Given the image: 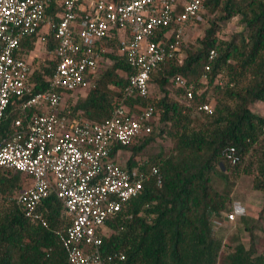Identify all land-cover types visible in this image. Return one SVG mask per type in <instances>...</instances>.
I'll use <instances>...</instances> for the list:
<instances>
[{
    "label": "trees",
    "instance_id": "trees-1",
    "mask_svg": "<svg viewBox=\"0 0 264 264\" xmlns=\"http://www.w3.org/2000/svg\"><path fill=\"white\" fill-rule=\"evenodd\" d=\"M202 1L207 23L202 36L182 49L180 63L166 59L150 74L155 95L124 96L132 70L118 53L115 33L96 44L103 49L100 77L85 97L73 104L68 99L61 110L92 122L107 119L117 100L131 113L147 105L156 111L148 136L112 153L115 156L120 149L127 154L122 165L127 170L147 171L155 165L161 176L159 183L155 178L146 181L101 229V252L124 250L121 264H263V254L257 252L258 227L249 219L243 224L248 245L237 243L223 251L224 232L214 221L225 220L234 199L218 191L214 179L249 178L250 189L261 194L257 219L264 215V115L253 109L264 103V0ZM60 3L53 1L46 14L57 17ZM235 18L241 29L218 37ZM47 43L50 49L55 45L51 34ZM211 50L215 57L209 61ZM207 64L210 69L205 71ZM53 65L30 69L33 93L47 88ZM175 75L183 76L200 94L184 100V90L172 81ZM202 102L212 105V113L198 109ZM15 113L10 104L0 124V144L12 131ZM157 139H168L170 147L149 153L148 146ZM227 148L235 149L239 157L235 164L223 156ZM27 178L0 168V192L21 191ZM5 202L8 208L0 215V264H69L55 233L68 225V219L55 195L41 204L46 226L26 217L14 202Z\"/></svg>",
    "mask_w": 264,
    "mask_h": 264
},
{
    "label": "built area",
    "instance_id": "built-area-1",
    "mask_svg": "<svg viewBox=\"0 0 264 264\" xmlns=\"http://www.w3.org/2000/svg\"><path fill=\"white\" fill-rule=\"evenodd\" d=\"M53 1L0 0V124L10 104L16 112L12 131L0 144V168L19 171L30 180L17 193L0 192V203L14 202L26 217L46 226L41 204L55 195L68 219V225L55 232L68 263L121 264L124 250L101 252V229L146 181L155 178L159 183L161 176L155 165L147 171L127 170L120 164L121 150L112 153L148 136L156 111L147 105L131 113L117 100L107 119L92 122L61 113L64 94L95 84L103 51L96 44L116 33L118 53L132 70L123 94L147 98L150 74L158 64L182 61L185 32L202 21L203 1L61 0L60 14L52 17L45 11ZM49 34L55 41L54 65L47 88L33 93L30 65L18 53L25 38L37 35L46 44ZM214 57L211 50L208 60ZM209 69L207 64L205 71ZM172 81L184 90L186 101L200 94L181 75ZM198 109L210 114L213 107L202 102ZM223 156L232 164L239 159L234 148ZM244 214L245 208L233 203L225 220ZM214 224L221 226L222 221Z\"/></svg>",
    "mask_w": 264,
    "mask_h": 264
},
{
    "label": "rangeland",
    "instance_id": "rangeland-1",
    "mask_svg": "<svg viewBox=\"0 0 264 264\" xmlns=\"http://www.w3.org/2000/svg\"><path fill=\"white\" fill-rule=\"evenodd\" d=\"M206 24H207L206 18L205 17L203 18V14H202V21L198 22L196 24V26H192L186 30L185 35H184V48L183 49H185V47L187 45H193L195 43V40L202 36L203 29L206 26ZM240 29L241 28L237 25V20L235 18L225 25L222 32H220L218 34V37L226 38V37L230 36L232 33L239 31ZM182 54L185 55L184 50H183ZM44 64H45V62H43L42 60L33 58L31 60V63H30V69L31 70L36 69V67H41ZM156 93H157L156 86L150 82L149 83V96H153ZM64 103H65V100H63V104ZM63 104H62V106H63ZM254 111L256 113L260 114V112H257L258 111L257 108H255ZM169 147H170V142L168 139H166V140L157 139L156 141L152 142L148 146L147 150L149 153H153V152H158L161 148L168 149ZM126 158H127V154L121 153L120 164L123 165ZM28 185H30V180L27 178L25 183H24L25 188ZM214 186L218 191L226 192V193L230 194L232 196V198L234 199V201L238 200V199L242 200V201H247V203L250 204V206H251V207L249 206V208L254 209V213L252 211L251 212L249 211L250 215L254 214V216H255V218H249L250 223L254 221L255 225H257L258 228L260 227V223H263V225H264V215L261 218L258 217V219H257L259 211L255 212L256 209L260 207L259 205H260L261 196H260V198L258 197L259 196L258 194H260L258 192H257L258 194H252L251 193L249 178L241 176V177L237 178L236 180L230 179L229 181H224V180H221L220 178H215L214 179ZM7 208H8L7 202L3 201L0 204V215H2L6 211ZM258 228H257L258 231H256L257 238H258L257 239L258 241L256 243L257 244V251H258V248H261L263 251L264 250V226H263L262 230L260 229L261 231ZM104 231L108 232L107 229H104ZM223 234H224V236H226L225 233H223ZM248 241H249V236H248V234H246L245 243H247ZM227 246L228 245L226 244L225 237H224L223 251H227Z\"/></svg>",
    "mask_w": 264,
    "mask_h": 264
},
{
    "label": "crops",
    "instance_id": "crops-1",
    "mask_svg": "<svg viewBox=\"0 0 264 264\" xmlns=\"http://www.w3.org/2000/svg\"><path fill=\"white\" fill-rule=\"evenodd\" d=\"M46 29L45 27H43L41 29V33L45 32ZM48 38V37H47ZM54 48V47H53ZM53 48H48V43L43 44L40 43L39 41V36L34 35V36H29L27 38H25L20 46V50H19V54L22 55L21 57H24V59L29 63H31V60L33 58L36 59H40L43 62H45V64L41 67H50L52 66V51ZM29 63V65H30ZM41 67H36V69L41 68ZM34 70V69H32ZM88 90H77L75 92L72 93H66L64 94V100L65 103L68 104V99L71 100V103L73 104L77 98L79 97H85L87 94ZM65 103L63 104V106H61V108L63 109ZM257 108V112H260L261 115H264V103H257L254 106V109ZM79 115V114H77ZM81 116V115H79ZM82 117V116H81ZM252 194H258L257 192H254L251 190ZM259 198H260V194H258ZM234 203H238L240 205H242L245 208V214L242 216H238L236 217V219L234 221H227V220H223L222 221V225L220 226V230L221 232H224L226 234L225 236V242L228 246H233L237 243H242L243 245L247 246L248 242L245 243V236L247 234V232L245 231L243 224L244 223H249L247 222L249 218H255L254 214L250 215L249 211L254 213V209L253 208H249L250 204L247 203V201H242V200H235ZM251 207V206H250ZM259 211V208L256 209L255 212ZM263 223H260V227L258 228L259 230L263 228ZM260 230V231H261ZM258 253L263 254L264 250L262 251L261 248H258Z\"/></svg>",
    "mask_w": 264,
    "mask_h": 264
}]
</instances>
